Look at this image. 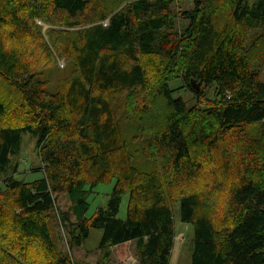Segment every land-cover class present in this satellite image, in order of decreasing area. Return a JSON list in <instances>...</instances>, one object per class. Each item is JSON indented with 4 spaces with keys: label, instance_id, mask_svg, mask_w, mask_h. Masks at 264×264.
Masks as SVG:
<instances>
[{
    "label": "trees",
    "instance_id": "obj_1",
    "mask_svg": "<svg viewBox=\"0 0 264 264\" xmlns=\"http://www.w3.org/2000/svg\"><path fill=\"white\" fill-rule=\"evenodd\" d=\"M37 21L81 29L44 38ZM53 51L73 66L54 91ZM263 64L264 0H0V264H72L53 233L62 194L71 249L101 230L97 264L129 242L137 264H168L175 204L193 228L190 264H264ZM23 134L43 166L28 182L10 169Z\"/></svg>",
    "mask_w": 264,
    "mask_h": 264
},
{
    "label": "rangeland",
    "instance_id": "obj_2",
    "mask_svg": "<svg viewBox=\"0 0 264 264\" xmlns=\"http://www.w3.org/2000/svg\"><path fill=\"white\" fill-rule=\"evenodd\" d=\"M178 11H190L192 6L190 3L183 2L177 3L175 5ZM106 23V22H105ZM40 28V31L44 38H46L47 34L50 31H69L75 32L81 28L76 29H65L63 27H53L41 22L36 23ZM181 23H177V28H181ZM262 33L259 31H255L251 33V38L254 39ZM54 52V51H53ZM54 61L51 63L48 61L46 64V68L43 70V75L49 79L50 81V89L52 91L55 90L57 84L63 79L67 78V75H70L73 71V66L70 65L66 59L60 58L54 52ZM261 81L264 83V64L259 67ZM169 87L173 90L174 98H181L186 107L190 108L195 103V95L189 91V89L185 86V84L180 81H174L169 84ZM212 88L208 89L206 95H208V99H212ZM122 103V102H121ZM117 114L120 117L121 122L125 121V118L122 114V109L119 106L116 107ZM127 121V120H126ZM128 124L123 129L124 133L129 132L128 125L131 126V123L127 121ZM36 139L29 134L22 135L21 141V149L20 153L17 157H14L11 161V167L16 165V173L14 177L18 180L23 181H33L39 178L38 173H34L35 170H38V167H43L38 159L37 151L35 149ZM140 164V163H138ZM146 165V164H143ZM142 165V166H143ZM147 168V165H146ZM9 169L8 174L13 173L12 170ZM4 178L0 176V181ZM114 185V181L109 183L98 185L93 189L92 193L88 196L89 202V210L87 213V217H91V215L96 211L97 208H104L106 206L107 200L111 194L112 188ZM128 197L127 195L123 196L117 218L123 220L126 214ZM56 208L59 213L69 212L70 204L68 199L64 194L60 195L58 201L56 203ZM58 212L54 213L53 217V233L54 239L57 242V248L60 253L63 255H67L72 262V264H97L99 260V253L97 251V247L99 245L102 232L100 229H90L88 238L83 241L79 248L71 249L68 246V232L66 229L62 228L60 223V218L58 217ZM172 216L174 219V244L172 248V252L170 255V259L168 264H190L191 263V255H192V239H193V228L190 224L182 223L179 217V205L175 204L172 208ZM71 221L73 218L71 217ZM134 243L129 242L118 246L110 247L109 252V263L110 264H137V259L134 256Z\"/></svg>",
    "mask_w": 264,
    "mask_h": 264
},
{
    "label": "water",
    "instance_id": "obj_3",
    "mask_svg": "<svg viewBox=\"0 0 264 264\" xmlns=\"http://www.w3.org/2000/svg\"><path fill=\"white\" fill-rule=\"evenodd\" d=\"M195 91L199 92V86L195 87Z\"/></svg>",
    "mask_w": 264,
    "mask_h": 264
}]
</instances>
